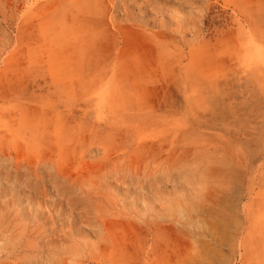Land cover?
I'll use <instances>...</instances> for the list:
<instances>
[{
	"label": "rangeland",
	"instance_id": "obj_1",
	"mask_svg": "<svg viewBox=\"0 0 264 264\" xmlns=\"http://www.w3.org/2000/svg\"><path fill=\"white\" fill-rule=\"evenodd\" d=\"M0 264H264V0H0Z\"/></svg>",
	"mask_w": 264,
	"mask_h": 264
}]
</instances>
